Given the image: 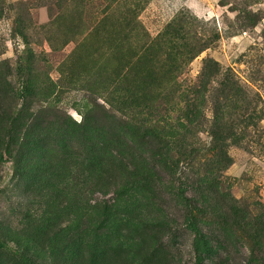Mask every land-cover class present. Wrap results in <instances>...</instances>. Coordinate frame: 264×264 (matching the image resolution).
Returning a JSON list of instances; mask_svg holds the SVG:
<instances>
[{
	"label": "rangeland",
	"instance_id": "1",
	"mask_svg": "<svg viewBox=\"0 0 264 264\" xmlns=\"http://www.w3.org/2000/svg\"><path fill=\"white\" fill-rule=\"evenodd\" d=\"M188 108V166L127 129ZM226 125L223 187L264 207V0H0V264H264L192 188Z\"/></svg>",
	"mask_w": 264,
	"mask_h": 264
},
{
	"label": "trees",
	"instance_id": "2",
	"mask_svg": "<svg viewBox=\"0 0 264 264\" xmlns=\"http://www.w3.org/2000/svg\"><path fill=\"white\" fill-rule=\"evenodd\" d=\"M204 75V74H203ZM192 109L183 110V113L180 114V119L177 121V125L170 127L165 124L164 126L160 125H143L142 122H133L127 123V129L133 136H140L143 141L146 139L154 140V143H151L150 146L153 148L155 152V158H158L161 162L167 164L168 168L177 167L179 163H185V166L190 165V163L186 162L187 157H181L180 154L175 153V141L173 140V133L174 130L179 131L183 128L187 127L188 123H191V112ZM237 127L234 125H226L225 127H220V131L223 132V135H220L221 138L219 139L220 143V154H219V163L215 168H210L206 170L207 173L204 171H193L192 172V184L197 185V188L192 187L194 192L196 190L199 192L198 194L205 195V197L214 199V200H221L226 204L227 208L234 214V221L237 219L239 221H244V226L249 227L250 231V253L252 258H256V253L254 252L255 249L264 248V231L256 226L257 220L264 221V207L256 203L254 207H250L245 202H241L240 200L237 201L231 196L229 189L223 187V180H222V173L227 166L230 164V157L225 151V147H227L226 140L234 135L238 134ZM222 129V130H221ZM171 131V132H170ZM175 131V132H176ZM191 156V155H190ZM149 173V172H148ZM158 180L161 178L158 177ZM197 194V192H196ZM189 203L193 204L192 206L194 209L200 211V207L196 205L195 198L188 199ZM198 246H205V241L203 238L198 240ZM257 247V248H255ZM260 253V251H259Z\"/></svg>",
	"mask_w": 264,
	"mask_h": 264
}]
</instances>
